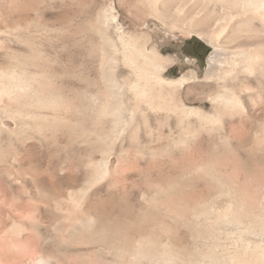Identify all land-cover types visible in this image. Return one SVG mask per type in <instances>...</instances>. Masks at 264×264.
<instances>
[{"label": "rangeland", "instance_id": "1", "mask_svg": "<svg viewBox=\"0 0 264 264\" xmlns=\"http://www.w3.org/2000/svg\"><path fill=\"white\" fill-rule=\"evenodd\" d=\"M157 5L142 8L144 5L138 0H0V88L7 84L14 87L16 81L12 77L21 78L33 87L21 100L15 98V93L8 95L0 91V264H40L42 259L48 260V264H135L129 255L122 259L114 257V246L104 240L81 242L67 237L78 236V229L66 228L67 222L62 220L66 212L55 201L67 206L70 196L78 200L85 198L87 203L105 209V222L110 227L121 228L120 233L131 242L141 231L150 230L158 235L166 229L162 241L177 239L186 250L181 264H197L195 261L200 260L198 264H210L209 258L201 255L209 251L208 239L202 237L205 224L200 223L203 227L196 224L192 208L208 212L210 205H214L216 212L223 211L230 197L226 191L238 202L246 196L247 207L264 205V111L261 108L264 100L257 96L256 83L248 84L249 80L256 81L260 72L251 75L244 70V64L235 66L232 61L238 46H251L261 24L251 14L241 11V6L232 8L222 0H161ZM111 7L116 10L114 14L119 22L110 24L107 35L118 42L119 50L122 47L117 39V26L141 36V44L148 51L155 49L162 56L174 58L163 77L192 78L178 91V98L188 108L206 114L213 113L210 97L219 88L238 84L245 109L232 120L237 123L242 118L251 127L234 131L229 129L232 120L228 116L208 124L196 115L186 120L184 133L176 127L175 115L143 106L145 110L136 111L134 120L130 110L125 112L132 122L122 138L102 144L100 135L104 126H110L111 117L103 118L99 112L107 100L100 93L104 90V39L97 29L100 15ZM218 33L221 34L216 36ZM236 34L241 39L235 41ZM121 50L116 55L119 60L116 75L123 83L129 76L134 79V75L125 65ZM196 51H200L201 58L195 56ZM48 83L53 85L58 97L51 115L73 122L68 124L54 118L49 124L44 118L33 117L18 120L20 111L31 116L34 111V114H46V110L39 111L33 102L45 101L47 93L41 88ZM247 86L254 91H247ZM126 88L125 101L132 98ZM84 106L87 109H82ZM14 115L17 117L13 121ZM188 122H195L196 129L188 127ZM96 146L107 148L104 157L109 158L110 170L103 180L89 185L86 168L80 160L87 162V151ZM96 157L103 159L101 153ZM209 179L216 182L208 192L204 180ZM185 209L188 211L184 213ZM14 223L16 227L18 224L17 228ZM253 223L246 224L254 225L250 226L252 230L256 226L259 235L263 228ZM234 230L237 231L233 228L229 232ZM224 234L220 245L230 249L229 253L241 250L243 239L238 238L241 234L233 232L230 237ZM246 234L245 240L264 241L262 233V237L255 235L256 239L254 233ZM237 240L241 241L240 245ZM215 252L222 254L218 249ZM81 253L84 257H79ZM140 259L146 263L144 258Z\"/></svg>", "mask_w": 264, "mask_h": 264}, {"label": "bare ground", "instance_id": "2", "mask_svg": "<svg viewBox=\"0 0 264 264\" xmlns=\"http://www.w3.org/2000/svg\"><path fill=\"white\" fill-rule=\"evenodd\" d=\"M160 1L161 0H138L139 4L144 5L142 8L147 6L148 9L150 6H152V7L156 6ZM222 1H223V4H226L228 6L232 5V8H233V6H241V9H242L241 11H244L246 14L247 13L251 14L253 17L257 18L259 23L261 24V27H259L260 32L255 38H253L254 40H252L251 46L249 48H245V47L243 48L241 46H238L233 51L234 57H233L232 61H233L235 66H238L241 63L244 64V70L246 72L250 73L251 75L254 74V71L258 70V72H260L256 81L249 80L248 84L250 85V83L251 84L256 83L257 92H258L257 96L261 100H264V0H222ZM137 6H139V5L137 4ZM139 7H137L136 9H138ZM157 7H158V5H157ZM114 10L115 9L113 7H111L108 11H105V12L103 11V13L99 17L98 29H97V30H99L98 32L100 34H102V37L104 39V42H103L104 43L103 60H102L103 61L102 67H103V71H104L102 74V81L104 84V90L101 91L100 93H103L105 99L107 100V103L105 104V106L102 107V105H101L102 108L100 109L99 112H100V114H102L103 118L104 117L106 118L107 116L111 117L110 126L102 125V127L104 126V128L102 129L101 135L99 134L101 136L100 141L102 142V144L104 142L106 143V142H111V141L112 142L117 141L126 132L128 127L130 126V123L132 122L125 117L126 116L125 112L126 111L129 112V110H130V115H131L132 120H134L133 117L137 114L136 111H138V110L143 112L145 109H153V110L156 109L157 111L158 110L165 111V112H167L168 115L173 114V116L175 115L178 119V123H177L176 127L182 129L184 133H185L184 126H185L186 120L190 121V118H192L194 116L196 117V115H198L200 121L207 122L208 124L209 123L213 124L216 120H218L222 116H228L232 120L234 115L244 111L245 108H244V104L242 101V97L239 95V88L240 87L238 84L237 85L235 84L236 86L233 85L232 87L229 85H224L223 87L219 88V90H217V92H215V94H213L210 97V101L213 104V113L212 114H206L205 112H201V111H197L196 109L188 108L178 98V91L182 87H184L185 84L189 83L192 78H190L188 76H183V77H180V78L175 79V80H168V79L164 78L162 74L164 72H166L167 68L175 62V59L172 57L162 56L155 49L148 51L147 48L145 47V44H141L142 43L140 40L141 38H139L141 36L138 37L133 33L131 34V33L125 32L124 30H122L125 28H121L120 26L118 27L117 25H115V26H117V33H118L117 39L120 43V46L122 47V50L121 49L120 50L123 53V56H122L123 60L125 62V65H127L131 69V71H132L131 73L134 75V79H130L129 78L130 76H129L125 82L122 81L123 83H121V81L118 79V77L116 75V68H117V64L119 61L117 59L116 55L120 54V53H118L120 51L119 46H118V42L116 40H113L111 37H109L107 35V31H108L109 27H111L110 24L112 22L116 23L118 21L117 16L114 14ZM138 10H140V9H138ZM181 12H182V10H181ZM181 12H179V13H181ZM246 18H249V17H246ZM250 20H252V19H249L248 21L250 22ZM220 34L221 33H218L216 36H219ZM252 36H254V34ZM234 37L236 38L235 41L241 39V38H239V36L237 34ZM247 41H249V40H246V42ZM110 50L112 53H110ZM18 75H20V74H18ZM12 78H14V80L16 81L15 83H13L15 86L12 87V86H9L8 84L4 85V86L2 85L3 86L2 89L0 88V91H2L1 93L2 94H8V95H10L11 93H15V95L13 94L15 96V98L16 99L18 98L20 100L22 98H25V95L26 94L28 95L27 92H29V90L31 89L32 86H30L29 82H27V83L23 82L25 80L22 81L21 78H18V77H12ZM33 82L34 81L32 80V84H33ZM49 83L47 85H44L43 88H41L42 92H45V94L47 93L45 101L39 102V99H38L37 103H35L37 100L35 102H33V106L37 107L39 109V111H40V109L46 110V114L45 115H41L40 113L34 114V112H35L34 111L33 115L31 116L30 114H28V115H25L24 113L22 114L20 111L19 114L17 115L19 118L18 120H20V119L23 120L25 117L26 118L30 117L29 119H31V117H33L37 120L38 119L41 120L40 118H44V120H46L48 122L50 120H53L54 118L64 120L68 124L69 123L71 124L73 122V119L71 121L65 117L63 118V116L54 117V114L51 115L50 112H52L53 109H55V107H57V105H58L57 100H56V98H58V97H56V95L54 94V91L52 89L53 85L51 86ZM13 84H11V85H13ZM126 86L128 88V92H130L132 94V98L130 97L129 99H127L125 101V99H126L125 98L126 97L125 96ZM246 89H247V91L253 90V88H251V86H249V87L247 86ZM43 94L44 93H42V96H43ZM12 98H14V97H12ZM26 100H27V98H26ZM15 101H17V100H15ZM95 101L98 102L97 99ZM24 103H25V101H24ZM126 103L131 105V107L129 108ZM17 105H19V104H17ZM143 106L145 107V109H143ZM80 107H78V108H80ZM14 108H15V106H14ZM16 108H17V106H16ZM84 108L87 109V106L82 107V109H84ZM96 108H98V106ZM261 108L264 111V101L261 104ZM31 109H33V108H31ZM72 109H74V108H72ZM86 109H85V111H86ZM76 110H74V111H76ZM14 111L10 110V112H14ZM37 111L38 110H36V112ZM44 113L45 112H43V114ZM84 115L85 114H83V117H84ZM15 116L16 115H14V117ZM97 116L98 115H96V117ZM16 117L13 118V121H14V119H16ZM96 117H94V118H96ZM100 117H101V115H100ZM143 117H146L145 113H143ZM92 118H93V115H92ZM103 118H102V120H103ZM32 120H34V119H32ZM86 120H87V118H86ZM232 121L229 123V129L230 130H234L236 128L248 129L251 127V124L242 118H240L237 121V123H235L234 121L232 122ZM18 123L19 122H17L16 125ZM21 123H20V125H21ZM27 123H28V121H27ZM54 123L55 122H53L52 126L55 125ZM30 124H31V122H30ZM49 124H51V123L49 122ZM5 125H7V124L5 123ZM22 125H24V124H22ZM76 125H78V124L76 123ZM96 125H97V123H96ZM189 126L195 127V129H196V123L195 122H188V127ZM23 127H21V129ZM5 128H7V126ZM17 128H20V127H17ZM9 130L12 131L14 129H9ZM135 130H137V129H135ZM20 132L21 131H19V133ZM186 132H188V131H186ZM13 133H14V131H13ZM133 134H135V133H133ZM11 135H12V133H11ZM12 142H13V140H12ZM12 142H10L9 144H11ZM95 145H96V143H95ZM13 146H15V145H13ZM149 147L150 146H148V148ZM9 148L11 149V147H9ZM105 148H103L102 146H96L95 148L87 151V153H88L87 154V156H88L87 162H84L80 158L81 159L80 162H82L84 164V167L86 168L85 169L86 170V177L88 178L87 180H88L89 185H93V184L95 185V183H97V181L103 180L109 174V170H110L109 169V161H108L109 158L107 159V157H104V153H105V155L107 154L106 151L104 150ZM228 149H230V148H228ZM3 150H5V149L3 148ZM16 150H14V151H16ZM8 152H9V150H8ZM17 152H18V150H17ZM9 153H11V151ZM9 153H8V155H9ZM14 153H16V152H14ZM97 153H101L103 155V159L97 160V157H96ZM17 154H19V153H17ZM81 156H79V157H81ZM210 156H211V154H210ZM213 157H214V155H213ZM214 159H215V157H214ZM209 163H212V160H210ZM205 172H207V171H205ZM208 173H210V172L208 171ZM208 173H207V176H208ZM204 181H205L206 187H207L208 192H209L216 181H215V179H209V180H204ZM222 189L224 190V188H222ZM233 192H234V190H232V193ZM226 194H228L227 196H230L229 201H228L229 203L226 205V207L223 211L216 212L214 205H210V211H208V212L201 210V208H199V209L198 208H194V209L192 208L190 210L193 212L195 219H196V224L198 223V226L199 225L202 226L200 223L205 224V226H204L205 228L201 229V230H203L202 234L205 236H203L202 234L201 235L203 238L205 237L204 239H208L207 240L208 245H206V246H209L208 247L209 251L205 254L202 252L201 255L204 258L205 257L207 259L209 258L210 264H260L261 262H264V261H262V260H264V241L255 242V241H250L249 239H247V240L244 239L245 233H247L249 236H252V234L254 233V236H253L254 238H255V235L257 237L261 236V233H262V235H264V205L261 204L260 207H258V208H256V206H254V205H250V207H247L249 205L247 204L248 199L246 196H243L245 198V201L242 200L243 199V197H242V199L240 198L241 201L238 202L237 198L235 200V198L233 196H231L232 194L230 195V191H226ZM226 194H225V196H226ZM234 195L236 196V194H234ZM242 195H243V193H242ZM143 198L146 200L145 195H143ZM84 199L78 200L74 196H70L68 202L71 203L72 205H74L73 207H70L71 205H69L68 202H67V206H65L64 202L59 201V200L55 201L56 206L59 207L60 210L63 209L66 212L65 219H62L63 221H65V223L67 222L66 228L76 229V230L78 229L77 230L78 236H75V235L73 236V234L68 235L66 233V236L68 235L67 236L68 238L69 237L72 239L77 238L80 241L85 240V241H93V242L99 241V240H104L109 245L114 246V250H113L114 257L116 256V258L122 259V258H124V256L129 255L131 257V259L133 261H135V264H144L141 261L140 257L144 258V260L146 262L145 264H181V263H179V262H181L180 260L185 259V255L187 253H186L185 248L180 244L181 242L179 243L177 241V239H173V238L172 239L169 238L168 240L166 239V241H162V240H165L163 238H164L165 234L167 233L166 229H165V231L161 232L158 235H156L153 231H150V230L144 231V232H142V231L139 232L140 230H138L139 234L136 235L135 237H133L135 239H133L131 242L128 239V237L124 236V233L121 234L122 231L120 233L119 229H121V228L118 229V228L110 227L109 224L107 222H105L107 219V213L105 212V209H103L102 207L101 208L96 207V205L90 204L89 202L87 203V201ZM251 201L250 202L248 201L249 204H251ZM208 204H210V203H208ZM206 206L208 207L207 204H206ZM199 207H200V205H199ZM205 207H203V208H205ZM186 210L187 209H185L183 212L185 213ZM145 216L146 215H144V219H143L144 221H145ZM249 222L250 223L254 222L255 225L259 224V226L261 225L263 228L262 232L259 233V235L256 234L257 233V231H256L257 228H255L256 226L254 227L255 230H252L250 228V226L252 224L247 226V224ZM15 224L16 223H14V225ZM252 226H254V225H252ZM14 227H16V225ZM17 227H18V224H17ZM128 227H129V225H128ZM233 228H235L237 230V231L234 230L233 232H238L239 234H241V235H238V238H239V236H241V238H239V239H241V240L243 239L242 240L243 242H242V245L240 247L241 250L235 251V252L231 251V253H229L230 249L228 250L225 246H222L223 244L220 245V243H221L220 240H223L222 235L224 233L226 234V235L225 234L224 235L228 236V237H230V235H233V234H231V233H233L232 231H230L231 233L229 232V230L230 229L232 230ZM69 229L67 231H70ZM124 232H125V230H124ZM250 233H252V234H250ZM122 235H123V238L121 237ZM136 237H137V239H136ZM176 237L178 238V235ZM62 238L64 239V236ZM238 238H236V239H238ZM236 239H235V241H236ZM210 241H211V243H210ZM238 241L239 240H237V242ZM240 242H238V245H240ZM77 243H79V241ZM224 245H226V244H224ZM229 245H230V243H229ZM74 246L75 245H73V247ZM220 247H222V248H220ZM229 248H231V247H229ZM217 249H218V251L222 252L221 256H220V254H218L219 252L218 253L215 252ZM79 257H84V254L83 253L79 254ZM196 258L198 259V257H196ZM201 259H202V257H201ZM83 261L84 260L82 259V262ZM120 261H122V260H120ZM200 261H198V262H200ZM139 262H141V263H139ZM198 262L195 261V263H197V264H198ZM108 263H110V261ZM119 263L120 262H115L113 264H119ZM40 264H48V260L45 261L42 259V260H40ZM184 264H185V262H184ZM188 264H189V262H188Z\"/></svg>", "mask_w": 264, "mask_h": 264}, {"label": "trees", "instance_id": "3", "mask_svg": "<svg viewBox=\"0 0 264 264\" xmlns=\"http://www.w3.org/2000/svg\"><path fill=\"white\" fill-rule=\"evenodd\" d=\"M201 46H203V45H201ZM195 54H196L195 56H198V57H200V58H201L200 51H196V53H195Z\"/></svg>", "mask_w": 264, "mask_h": 264}]
</instances>
